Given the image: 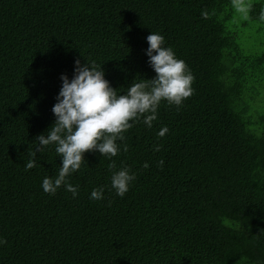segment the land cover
<instances>
[{"label":"trees","instance_id":"obj_1","mask_svg":"<svg viewBox=\"0 0 264 264\" xmlns=\"http://www.w3.org/2000/svg\"><path fill=\"white\" fill-rule=\"evenodd\" d=\"M262 12L264 0H0V264H264V49L247 38L264 42ZM151 32L185 61L193 94L161 102L151 128L136 122L112 160L86 152L68 178L76 198L45 193L54 146L25 163L55 121L61 75L94 61L123 94L155 76ZM124 167L136 179L121 198L110 177Z\"/></svg>","mask_w":264,"mask_h":264},{"label":"clouds","instance_id":"obj_2","mask_svg":"<svg viewBox=\"0 0 264 264\" xmlns=\"http://www.w3.org/2000/svg\"><path fill=\"white\" fill-rule=\"evenodd\" d=\"M236 7L237 11H246L239 3ZM260 19L264 20V12ZM146 41L147 63L155 76L139 81L134 79L123 94L111 87L102 66L94 61L81 64L76 59L72 78L61 75L62 85L52 107L55 121L45 134L36 137L34 150L25 163V171L33 169L37 166L36 154L54 146L61 164L54 177H44L41 188L45 193L55 195L63 187L76 198L79 186L69 183L68 178L81 169L86 152H97L112 160L121 150L118 141L124 140L123 134L136 122L142 120L146 127L151 128L161 102L179 109L193 94L195 77L185 61L176 57L172 47L165 46V37L151 32ZM167 132L165 126L157 135L162 138ZM153 150L159 152L161 146L154 145ZM124 151H127L126 146ZM163 165L164 161L160 160L158 166L162 168ZM144 167L147 168L148 164L145 163ZM110 168H115L114 161ZM135 179V173L128 167L113 171L111 189L123 198ZM104 192L103 186L94 188L89 198L102 200ZM5 243L0 238V245Z\"/></svg>","mask_w":264,"mask_h":264},{"label":"rangeland","instance_id":"obj_3","mask_svg":"<svg viewBox=\"0 0 264 264\" xmlns=\"http://www.w3.org/2000/svg\"><path fill=\"white\" fill-rule=\"evenodd\" d=\"M240 18H242V17H240ZM259 36H260L259 34H255V32H253V36H247V38H249L248 41L250 43H252L253 46H255V47L258 46L259 48L264 49V46H262V45H264V42L261 43ZM262 89L264 91V86ZM262 89H261V92H262ZM258 101L259 102L255 105V107L257 108V111L258 110L260 111V114H262V113L264 114V95ZM260 101H262V103H260Z\"/></svg>","mask_w":264,"mask_h":264}]
</instances>
